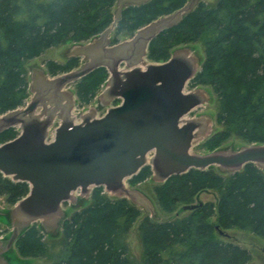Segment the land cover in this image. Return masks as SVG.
Masks as SVG:
<instances>
[{"label": "trees", "instance_id": "1", "mask_svg": "<svg viewBox=\"0 0 264 264\" xmlns=\"http://www.w3.org/2000/svg\"><path fill=\"white\" fill-rule=\"evenodd\" d=\"M116 1L0 0V114L26 104L25 61L58 45L87 42L114 23L117 32L134 35L192 2L142 0L125 6L115 18ZM202 37L206 57L190 86L214 89L218 120L227 128L208 139V145H221L229 133L249 144H264V0H218L213 7L195 0L191 9L150 41L147 58L165 62L173 48ZM45 66L56 76L78 68L80 58L73 55L65 63L47 60ZM109 75L106 67H98L77 81L78 104H90ZM18 134L16 127L6 129L0 133V144ZM214 167L190 169L155 185L160 206L170 213L206 190H215L218 200L192 205L182 218L158 221L145 215L139 225L140 263L130 258L120 239L142 215L141 208L125 197L107 196L103 187L94 188L90 205L65 216L61 225L65 253L56 264H248L251 251L231 239L216 238V227L249 230L264 239V170L253 163L229 174ZM153 174L147 165L129 183H142ZM29 190L27 182L13 181L0 172V195L8 204L15 205ZM213 217L216 222L210 221ZM4 234L0 228V237ZM44 236L36 223L30 225L15 242L18 254L24 259L44 256Z\"/></svg>", "mask_w": 264, "mask_h": 264}, {"label": "water", "instance_id": "2", "mask_svg": "<svg viewBox=\"0 0 264 264\" xmlns=\"http://www.w3.org/2000/svg\"><path fill=\"white\" fill-rule=\"evenodd\" d=\"M180 13L151 34L147 31L157 20L139 29L129 42L113 47H109L105 32L100 40L74 54L86 55L91 62L51 79L36 74L33 100L22 109L0 114V133L10 127L20 132L0 144V172L30 186L29 193L10 211L13 229L7 239L0 238L3 256L30 225L41 221L43 227L61 226L66 216L63 205L77 202L76 192L85 197L92 188L103 187L106 192L128 199L126 181L147 165L159 183L190 169L212 166L230 173L253 163L264 170V144L207 154L192 152L199 123L185 116L204 102L199 90L185 92L187 83L198 72L195 58L175 52L165 62H142L150 41ZM121 63L128 68L120 70ZM98 67H106L110 74L102 93L104 102H120L110 105L102 116L93 112L76 122L69 117L75 101L63 87L75 84ZM49 87L56 88V92L50 89L48 94ZM56 119L60 123L50 137ZM216 229L221 236H228L218 226Z\"/></svg>", "mask_w": 264, "mask_h": 264}, {"label": "rangeland", "instance_id": "3", "mask_svg": "<svg viewBox=\"0 0 264 264\" xmlns=\"http://www.w3.org/2000/svg\"><path fill=\"white\" fill-rule=\"evenodd\" d=\"M139 1L141 0H117L114 4V7L112 8V11L114 15H116L121 8ZM203 1H205L211 7L215 6L218 2V0ZM194 3L195 0H192V2H189L186 8L191 9ZM183 13L184 12L181 11L179 16H181ZM177 15L178 13L172 16H165L160 18L159 20H157V24H154V26L147 31L148 34H151L162 23L176 19L175 17ZM105 32H107L105 37L106 41H109L110 43L109 47H113L115 45L113 44L114 40H117L119 44H124L132 40L133 36L135 35L130 34V32H128L127 30L117 32V28L114 24L110 26ZM105 32L87 42H82L79 44L68 42L66 44L52 47L45 51L40 57L25 61L23 67L26 78L29 82L28 98L26 104L30 103L35 97L36 93L34 92L35 89L33 88V86L35 83V75L37 73H40L46 78H53L51 77L49 71L45 66V62L47 60H55L59 63H65L69 59V57L73 56L74 54H79L80 48H86L88 45H90V43L94 44L96 41L100 40ZM118 43L116 44L119 45ZM175 52H184L185 55L190 56L191 58H195L198 64L199 71L206 57L205 39L204 37H202L194 41L176 46L171 50V55H173ZM91 60L92 59L87 58L86 55L80 56V68H82L85 64L91 62ZM142 62L145 64L152 63L154 61L149 60L146 57ZM127 68L128 65L125 63H121L119 66L120 70H124ZM107 85L108 82L104 83L93 101L90 104L84 106H80L77 102L75 84H71L70 86L68 84V86L63 87V90H65L64 92H67L69 96L72 95L75 101V107L69 113V117H74L75 121L78 122L81 121L83 117L93 112H96L97 116H102L107 111V108L110 105L112 106L115 104V102L113 103V101H109L107 103L104 102L102 93L106 90ZM190 88L191 86L189 80L185 89L186 91H190ZM197 90H199V95L204 98V102L201 105L197 106L189 116L185 117L186 119L195 118L199 123L197 129V138L194 140L192 152L197 154H207L219 149L239 150L244 146L251 145L247 141L237 137V135L234 133H229L226 140L219 146L215 147L211 146L210 144L208 145V139H210L217 133L225 131V129L227 128L218 120L219 101L214 89L211 86H202L196 89V91ZM22 108L23 107H21L20 109ZM37 112L41 113V108H39ZM59 123L60 120L56 119L53 126L50 128L49 134L51 137L53 136L55 128L57 127V125H59ZM214 169L218 171L217 166H215ZM225 174H229V172H226ZM158 183L159 181L153 176L142 183L134 185L130 184L129 180L126 181V186L130 190V194H128L127 197L132 204L141 208L142 215L135 221L129 232L123 235V237L120 239V242L127 246L130 258L139 263L143 260V249L139 225L145 215H149L152 219L158 221L182 218L188 214L189 209L192 207V205L207 201H213L216 203L218 200L217 192L213 189H210L199 193L194 198L192 203L179 204L174 212H166L160 206L154 192V187ZM93 189L94 188H92L91 192L85 197H77V202L75 203H64L62 212H64L65 214L63 215L70 216L76 210L90 205L92 203L91 193ZM104 193L109 197H120V194H111L110 192H106L105 190ZM12 208L13 206L6 202V198L0 195V228L5 231V234L3 235L4 238H8L10 233L12 232V227L10 225L11 222L9 223L8 219V215L10 214ZM210 221L216 222V217L210 218ZM36 224L44 232V238L47 244L46 254L41 257L24 259L18 254L17 249L14 248L7 254H4V256L0 252V264H56L63 257L65 253V243L61 232V226H59V224H55L56 226H48L47 228L42 226L41 221L36 222ZM224 232L227 233L228 236H221L219 233H216V238L223 239V237H225L248 248L252 254V259L248 264H264V239L255 236L249 230L232 229L226 230ZM6 259L8 260V262L6 261Z\"/></svg>", "mask_w": 264, "mask_h": 264}, {"label": "flooded vegetation", "instance_id": "4", "mask_svg": "<svg viewBox=\"0 0 264 264\" xmlns=\"http://www.w3.org/2000/svg\"><path fill=\"white\" fill-rule=\"evenodd\" d=\"M99 53H100V51H99ZM132 57V55H130L128 58L130 59ZM38 74V73H37ZM199 87H202V86H197V87H195V88H193V89H191L192 91L193 90H196V89H198ZM50 89H53L52 91L53 92H56V88L54 89L53 87L51 88V87H49V88H47V92H48V94H49V91H51ZM44 97H46V95H44ZM42 98H43V96L41 95V97L40 98H37V102L39 103L40 102V100H42ZM26 106H27V104H26ZM43 110V107H41V111ZM49 110V109H48ZM66 110H67V107H66ZM48 112H50V110L48 111ZM30 259V258H29ZM25 261H27V260H25Z\"/></svg>", "mask_w": 264, "mask_h": 264}]
</instances>
